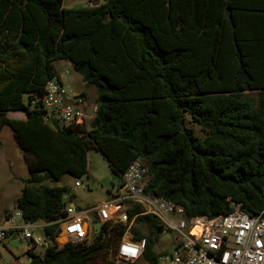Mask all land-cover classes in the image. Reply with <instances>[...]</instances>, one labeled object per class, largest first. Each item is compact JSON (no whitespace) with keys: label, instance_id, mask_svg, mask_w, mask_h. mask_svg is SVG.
<instances>
[{"label":"trees","instance_id":"trees-1","mask_svg":"<svg viewBox=\"0 0 264 264\" xmlns=\"http://www.w3.org/2000/svg\"><path fill=\"white\" fill-rule=\"evenodd\" d=\"M63 2L0 0V132L12 130L30 172L16 204L23 222L48 223L50 241L27 252L29 264H115L127 227L109 222L87 242L63 243L68 189L46 184L88 175L94 147L119 178L142 160L147 193L190 219L230 214L233 204L261 214L264 0H104L78 9ZM60 61L97 89L88 128L44 121L37 100ZM16 112L26 119L9 118ZM141 210H128L131 232L147 239L143 258L156 264L165 255L154 252L163 226Z\"/></svg>","mask_w":264,"mask_h":264},{"label":"built area","instance_id":"built-area-1","mask_svg":"<svg viewBox=\"0 0 264 264\" xmlns=\"http://www.w3.org/2000/svg\"><path fill=\"white\" fill-rule=\"evenodd\" d=\"M68 74L69 71L62 74L57 71V75L47 83L43 97L37 100L41 102L44 121L60 127L88 128L95 118L97 105H88L83 93L74 92L64 80V75ZM89 109H92V114L88 113ZM149 179L148 168L137 159L122 176L113 200L91 210L77 211L75 205L68 204L66 195V214L59 222L60 240L71 244L90 240L95 235L90 220V214H94L103 225L113 222L128 226L126 236L117 249L116 260L119 264H138L146 253L147 239L134 240L131 232L134 220H129L128 210L133 205H140L142 210L138 215H152L162 224L161 236L172 231L180 238L173 254L159 257L161 264H264V211L258 216H250L233 204L235 210L230 214L190 219L183 207L147 193ZM75 186L80 188L81 183L76 181ZM33 225L20 227L14 217L6 220L0 227V242L10 247L15 244L11 238L16 234L17 246L22 243L29 246L26 254L29 250L49 248L50 241L45 236L34 237ZM66 231L70 237L64 238ZM30 261L27 255L26 261L21 260L19 264H29Z\"/></svg>","mask_w":264,"mask_h":264},{"label":"rangeland","instance_id":"rangeland-1","mask_svg":"<svg viewBox=\"0 0 264 264\" xmlns=\"http://www.w3.org/2000/svg\"><path fill=\"white\" fill-rule=\"evenodd\" d=\"M104 0H64L63 6L66 9H78L83 7H97L101 5ZM56 70L59 73L69 71L70 74L64 75V80L74 90L80 94L86 93L87 102L90 106L97 104V89L89 86L83 82L80 76L73 72L72 67L68 64L57 63ZM82 91V92H81ZM250 99L255 100L256 95H250ZM92 114V109L88 110ZM197 136H202L198 126L193 125ZM88 161V175L80 180H76L70 175H65L59 181L47 182L46 184L55 187H67L68 189V204H74L77 211L91 210L101 203L113 200L114 194L121 185V178L117 177L109 164V159L104 154L103 150L92 148L87 152ZM30 178V172L26 165V161L21 148L13 137V132L9 127H4L0 132V208L11 212L15 222L24 226L21 213L13 201L14 194L18 192L23 186L24 181ZM76 181L81 183V187L75 186ZM93 218L94 214H90ZM132 222V221H131ZM128 227V226H126ZM134 222L132 228H134ZM127 231V229H126ZM141 232L147 236L145 230L141 228ZM131 234V233H130ZM44 237V231L38 230L34 233V237ZM126 236V233L124 234ZM129 237V236H127ZM179 236L176 232L168 231L161 236L158 244L154 248L156 255L173 254L175 252L176 244L179 242ZM4 244L5 242H0ZM1 246V245H0ZM6 246V245H5ZM29 246L22 243L19 246L9 248H2L0 254V264H19V261H26V249ZM36 249L35 251H40ZM114 247L111 248L112 253ZM115 264H119L115 259ZM138 264H151L145 258H141ZM156 264H161L157 261Z\"/></svg>","mask_w":264,"mask_h":264},{"label":"crops","instance_id":"crops-1","mask_svg":"<svg viewBox=\"0 0 264 264\" xmlns=\"http://www.w3.org/2000/svg\"><path fill=\"white\" fill-rule=\"evenodd\" d=\"M59 63H63V64H69L67 61H60ZM70 65V64H69ZM71 66V65H70ZM82 79V78H81ZM82 92V91H81ZM83 94H85L84 96L86 97V93L85 92H82ZM86 100H87V97H86ZM88 103V102H87ZM89 105V104H88ZM9 118H12V119H17V120H25L26 119V115L23 113V112H16V113H9ZM14 137V136H13ZM22 189H23V187L20 189V190H18V192H16V194H14V197H13V201H14V203H15V205L17 204V199H18V197L20 196V194H21V191H22ZM72 205H74V204H72ZM12 218V215H11V212H7V211H5L4 209H2V208H0V227H2L4 224H5V222H6V220H8V219H11ZM95 217H93V218H90V220L93 222V223H95L94 221H95ZM93 223H91V225H92V227H93ZM19 224V223H18ZM19 226L20 227H24V226H26V224H24V226H22V225H20L19 224ZM46 226V224L45 223H37V224H35V225H33V227H35V232L37 231L38 232V230H43L44 229V227ZM44 231V230H43ZM34 232V233H35ZM3 243V242H2ZM0 254H2V248H9V249H12L13 247H16L15 246V244L14 245H12V246H7V244L6 243H4V244H1L0 243ZM6 245V246H5Z\"/></svg>","mask_w":264,"mask_h":264},{"label":"water","instance_id":"water-1","mask_svg":"<svg viewBox=\"0 0 264 264\" xmlns=\"http://www.w3.org/2000/svg\"><path fill=\"white\" fill-rule=\"evenodd\" d=\"M102 228H103V224L101 222L94 223L93 225L94 234L97 235L102 230ZM16 239H17V235L16 234L12 235L11 241H15L16 244L15 246L18 245V241H16Z\"/></svg>","mask_w":264,"mask_h":264},{"label":"clouds","instance_id":"clouds-1","mask_svg":"<svg viewBox=\"0 0 264 264\" xmlns=\"http://www.w3.org/2000/svg\"><path fill=\"white\" fill-rule=\"evenodd\" d=\"M69 63V62H68ZM70 64V63H69ZM71 65V64H70ZM71 67H72V65H71ZM97 105V104H96Z\"/></svg>","mask_w":264,"mask_h":264}]
</instances>
